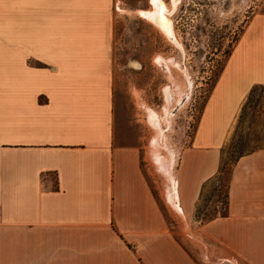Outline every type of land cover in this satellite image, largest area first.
Returning <instances> with one entry per match:
<instances>
[{
	"label": "crops",
	"instance_id": "obj_1",
	"mask_svg": "<svg viewBox=\"0 0 264 264\" xmlns=\"http://www.w3.org/2000/svg\"><path fill=\"white\" fill-rule=\"evenodd\" d=\"M119 1L0 0V264H264V147L233 164L227 215L178 238L139 148L114 143V28L137 11ZM254 85L264 11L243 27L180 156L181 214L218 174Z\"/></svg>",
	"mask_w": 264,
	"mask_h": 264
},
{
	"label": "rangeland",
	"instance_id": "obj_2",
	"mask_svg": "<svg viewBox=\"0 0 264 264\" xmlns=\"http://www.w3.org/2000/svg\"><path fill=\"white\" fill-rule=\"evenodd\" d=\"M160 1L167 30L141 15L152 11L151 0L118 2L137 11L118 16L114 28V143L139 148L142 170L166 223L178 238L180 232L195 237L202 218L225 209L236 156L264 147V87L256 85L222 149V172L204 184L194 212L181 214L175 203L180 156L233 45L250 17L264 11V0Z\"/></svg>",
	"mask_w": 264,
	"mask_h": 264
},
{
	"label": "bare ground",
	"instance_id": "obj_3",
	"mask_svg": "<svg viewBox=\"0 0 264 264\" xmlns=\"http://www.w3.org/2000/svg\"><path fill=\"white\" fill-rule=\"evenodd\" d=\"M152 5H153V9H151L152 11L149 10V12L147 11H142L141 15L151 19L153 21H156L160 27L164 28L165 30H167L169 22L167 18H164L165 16H161L162 12H164V5L162 3V1L160 0H151ZM171 33V32H170ZM172 198L175 202V197L174 194H172ZM176 203V202H175ZM176 206V205H175Z\"/></svg>",
	"mask_w": 264,
	"mask_h": 264
},
{
	"label": "trees",
	"instance_id": "obj_4",
	"mask_svg": "<svg viewBox=\"0 0 264 264\" xmlns=\"http://www.w3.org/2000/svg\"><path fill=\"white\" fill-rule=\"evenodd\" d=\"M256 85H254L252 88H251V90H250V92H249V94H248V96L253 92V90H254V87H255ZM260 86H262V85H260ZM264 87V86H263ZM248 98V97H247ZM245 104V103H244ZM243 107H244V105H243ZM243 107H242V109H243ZM248 151V150H247ZM244 152H246V151H244ZM244 152H240L237 156H236V158L234 159V162H233V164L235 163V161L237 160V158L240 156V155H242ZM223 164H222V162H221V165H220V168H219V172H218V174L214 177V178H216L221 172H222V168H223ZM213 178H211L210 180H212ZM209 181V180H208ZM207 181V182H208ZM206 182V183H207ZM205 183V184H206ZM228 184V183H227ZM204 186V185H203ZM203 190V189H202ZM225 197H226V205H225V209L223 210V211H221L218 215H221V216H225V215H227V213H228V203H227V186H226V193H225ZM217 216V214L215 213V214H209V215H206L204 218H202V221H208V220H211V219H213L214 217H216Z\"/></svg>",
	"mask_w": 264,
	"mask_h": 264
}]
</instances>
